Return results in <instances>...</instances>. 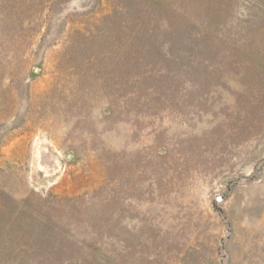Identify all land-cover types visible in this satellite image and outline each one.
Returning a JSON list of instances; mask_svg holds the SVG:
<instances>
[{
  "label": "rangeland",
  "instance_id": "374dc122",
  "mask_svg": "<svg viewBox=\"0 0 264 264\" xmlns=\"http://www.w3.org/2000/svg\"><path fill=\"white\" fill-rule=\"evenodd\" d=\"M0 264H264V0H0Z\"/></svg>",
  "mask_w": 264,
  "mask_h": 264
}]
</instances>
